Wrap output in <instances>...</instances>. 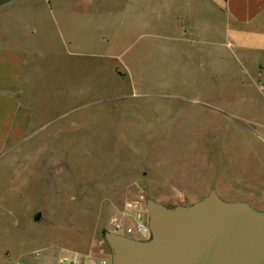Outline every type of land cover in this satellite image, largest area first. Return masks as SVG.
<instances>
[{"label":"rangeland","instance_id":"374dc122","mask_svg":"<svg viewBox=\"0 0 264 264\" xmlns=\"http://www.w3.org/2000/svg\"><path fill=\"white\" fill-rule=\"evenodd\" d=\"M61 1L33 57L30 99L49 127L0 159L3 259H56L63 247L110 260L109 219L137 197L145 211L148 200L185 207L210 191L264 206V66L177 60L153 19L138 25L139 0ZM203 68L211 86H188Z\"/></svg>","mask_w":264,"mask_h":264},{"label":"crops","instance_id":"0c3cea01","mask_svg":"<svg viewBox=\"0 0 264 264\" xmlns=\"http://www.w3.org/2000/svg\"><path fill=\"white\" fill-rule=\"evenodd\" d=\"M128 1L125 7L129 5ZM136 4L139 8L138 25L146 28L153 19L155 38L169 40L174 53L170 55L177 60L179 54L200 57L194 62L196 65L209 55H216L228 56L233 64L244 65L246 61L241 57H251L254 64L264 66V0H139ZM61 8V0H0V159L22 149L18 147L25 144L22 142L25 137H30L31 141L40 130L49 127V121L40 123L44 117L35 112L30 99L40 78L33 66V57L35 53L42 54L43 41L38 39L47 35L44 32L47 23L50 18L56 22V11ZM204 70L207 69L198 70L203 73L201 78L188 77L187 85L209 88L212 82L209 70L207 73ZM64 93V84L58 83L59 99ZM193 99L201 101L203 97ZM62 110L63 113L57 116L66 118L64 108ZM29 149H33V144ZM6 157L8 159L9 155ZM15 160L11 158L13 164ZM254 207L264 211V206ZM31 214L32 210L28 221L33 223ZM130 238L146 241L149 234ZM59 248L61 252L56 259H45L38 252L27 259H3L10 249L0 247V264H68L61 262L63 256L87 264H99L100 261L109 264L112 261Z\"/></svg>","mask_w":264,"mask_h":264},{"label":"water","instance_id":"95a60500","mask_svg":"<svg viewBox=\"0 0 264 264\" xmlns=\"http://www.w3.org/2000/svg\"><path fill=\"white\" fill-rule=\"evenodd\" d=\"M151 239L108 233L112 264H264V211L214 191L189 206L146 201Z\"/></svg>","mask_w":264,"mask_h":264},{"label":"built area","instance_id":"2783aa9c","mask_svg":"<svg viewBox=\"0 0 264 264\" xmlns=\"http://www.w3.org/2000/svg\"><path fill=\"white\" fill-rule=\"evenodd\" d=\"M146 215L147 212L143 207L141 197L129 199L124 202L122 211L109 219L110 231L126 237H134L137 234L141 236L147 233L149 234ZM61 262L68 264H87L86 262H78L70 256L61 257ZM104 263V261H100L99 264Z\"/></svg>","mask_w":264,"mask_h":264}]
</instances>
